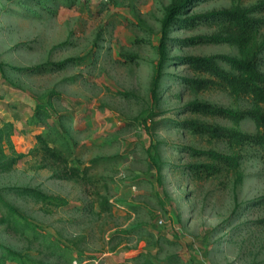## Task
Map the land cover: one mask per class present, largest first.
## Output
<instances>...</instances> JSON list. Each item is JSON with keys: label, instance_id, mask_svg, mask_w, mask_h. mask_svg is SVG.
Instances as JSON below:
<instances>
[{"label": "rangeland", "instance_id": "1", "mask_svg": "<svg viewBox=\"0 0 264 264\" xmlns=\"http://www.w3.org/2000/svg\"><path fill=\"white\" fill-rule=\"evenodd\" d=\"M176 1L0 0V264H264L262 151L179 124L258 132L187 108L253 106L219 83L187 85L209 75L177 60L240 49L190 40L218 21H177L155 84ZM234 5L194 0L179 17ZM189 146L242 158L232 167ZM204 164L214 168H194Z\"/></svg>", "mask_w": 264, "mask_h": 264}, {"label": "trees", "instance_id": "2", "mask_svg": "<svg viewBox=\"0 0 264 264\" xmlns=\"http://www.w3.org/2000/svg\"><path fill=\"white\" fill-rule=\"evenodd\" d=\"M194 0H182L174 2L168 7L163 20V38L160 45V61L157 84L163 76V67L169 60L166 51L168 32L175 22L196 24L198 22L218 21L222 28L210 35H198L190 40L197 42L228 43L237 46L241 56L231 54L212 55H183L177 60L188 65L194 71L208 74V77H182L183 81L196 90L208 89L214 84H221L230 90L236 97H248L253 104L248 108H232L214 104L207 101H193L187 105L191 111L206 115L223 116L236 123L246 120L252 121L258 132H246L226 126L186 120L179 124L190 129L194 133L207 134L218 139H226L240 145H256L264 156V70L261 66L264 54V40H259L258 32L264 27V17L259 14L264 12V0L251 6H243L242 0H234L231 8L214 10L181 19L179 16L185 13L186 7ZM21 3V2H20ZM70 60L53 64L54 69L64 68ZM2 66V64H0ZM39 68H42L39 67ZM37 70V69H29ZM187 149L196 155H204L210 159L235 167L239 164L242 155H231L214 149H198L192 146ZM197 170H212L210 164L194 166ZM2 251L12 254V258L19 260L18 255L9 247L1 246Z\"/></svg>", "mask_w": 264, "mask_h": 264}]
</instances>
